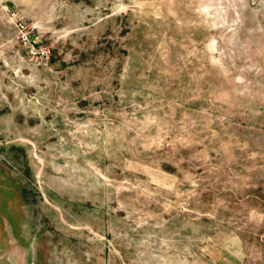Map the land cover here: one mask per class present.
I'll list each match as a JSON object with an SVG mask.
<instances>
[{"label": "rangeland", "instance_id": "374dc122", "mask_svg": "<svg viewBox=\"0 0 264 264\" xmlns=\"http://www.w3.org/2000/svg\"><path fill=\"white\" fill-rule=\"evenodd\" d=\"M0 264H264V0H0Z\"/></svg>", "mask_w": 264, "mask_h": 264}, {"label": "built area", "instance_id": "2783aa9c", "mask_svg": "<svg viewBox=\"0 0 264 264\" xmlns=\"http://www.w3.org/2000/svg\"><path fill=\"white\" fill-rule=\"evenodd\" d=\"M17 28H18V31L20 32L21 40L24 43H29L34 47L35 43L30 42V36H29L28 30H27L26 24L24 22H18Z\"/></svg>", "mask_w": 264, "mask_h": 264}]
</instances>
